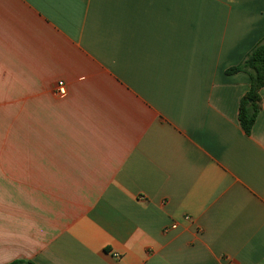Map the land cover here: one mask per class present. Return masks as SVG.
I'll list each match as a JSON object with an SVG mask.
<instances>
[{
	"label": "crops",
	"instance_id": "crops-1",
	"mask_svg": "<svg viewBox=\"0 0 264 264\" xmlns=\"http://www.w3.org/2000/svg\"><path fill=\"white\" fill-rule=\"evenodd\" d=\"M261 42L264 0H0V264H264Z\"/></svg>",
	"mask_w": 264,
	"mask_h": 264
},
{
	"label": "trees",
	"instance_id": "trees-1",
	"mask_svg": "<svg viewBox=\"0 0 264 264\" xmlns=\"http://www.w3.org/2000/svg\"><path fill=\"white\" fill-rule=\"evenodd\" d=\"M228 75L246 73L250 78V89L243 97L239 109V121L246 134H250L261 111L260 92L264 88V42L259 43L245 59L226 72ZM9 264H35L32 261L14 260Z\"/></svg>",
	"mask_w": 264,
	"mask_h": 264
},
{
	"label": "rangeland",
	"instance_id": "rangeland-1",
	"mask_svg": "<svg viewBox=\"0 0 264 264\" xmlns=\"http://www.w3.org/2000/svg\"><path fill=\"white\" fill-rule=\"evenodd\" d=\"M8 103H9L8 100L5 103H2V109L0 113V156H6V157H9L10 155L25 153L24 141L22 140V142H20L19 138L16 140L15 136L12 137L10 130L11 116L8 113L9 111ZM2 165L4 164H1V166ZM18 186L20 185L18 184ZM15 187L14 186L12 187L14 191L16 190ZM25 187H26L25 184H23L22 188L20 187L18 188V192L24 190ZM12 189H11L10 180L5 178L1 179L0 177V202H2V204H9L11 200H13ZM24 198L25 196L23 195L22 200L21 201L19 200L18 202L24 203ZM14 199H15V194H14ZM38 199L40 200L39 196L37 197L33 196L34 202H37Z\"/></svg>",
	"mask_w": 264,
	"mask_h": 264
},
{
	"label": "built area",
	"instance_id": "built-area-1",
	"mask_svg": "<svg viewBox=\"0 0 264 264\" xmlns=\"http://www.w3.org/2000/svg\"><path fill=\"white\" fill-rule=\"evenodd\" d=\"M58 96L65 97L67 95V89L65 87L64 82H59L57 86ZM186 219H189L188 217ZM172 228H176V226H172Z\"/></svg>",
	"mask_w": 264,
	"mask_h": 264
}]
</instances>
